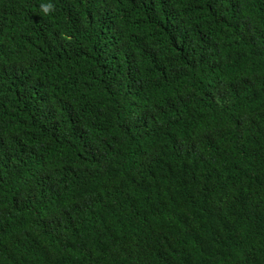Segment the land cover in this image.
<instances>
[{"label": "trees", "instance_id": "obj_1", "mask_svg": "<svg viewBox=\"0 0 264 264\" xmlns=\"http://www.w3.org/2000/svg\"><path fill=\"white\" fill-rule=\"evenodd\" d=\"M0 0V264H264V0Z\"/></svg>", "mask_w": 264, "mask_h": 264}, {"label": "clouds", "instance_id": "obj_2", "mask_svg": "<svg viewBox=\"0 0 264 264\" xmlns=\"http://www.w3.org/2000/svg\"><path fill=\"white\" fill-rule=\"evenodd\" d=\"M39 11L42 16H48L55 11L54 4L51 0H43V2L40 3Z\"/></svg>", "mask_w": 264, "mask_h": 264}]
</instances>
